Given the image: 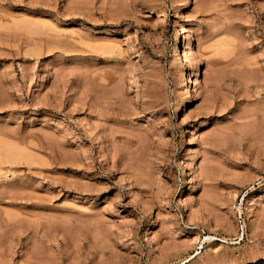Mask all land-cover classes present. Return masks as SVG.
I'll use <instances>...</instances> for the list:
<instances>
[{
	"label": "rangeland",
	"instance_id": "374dc122",
	"mask_svg": "<svg viewBox=\"0 0 264 264\" xmlns=\"http://www.w3.org/2000/svg\"><path fill=\"white\" fill-rule=\"evenodd\" d=\"M0 264H264V0H0Z\"/></svg>",
	"mask_w": 264,
	"mask_h": 264
},
{
	"label": "bare ground",
	"instance_id": "6f19581e",
	"mask_svg": "<svg viewBox=\"0 0 264 264\" xmlns=\"http://www.w3.org/2000/svg\"><path fill=\"white\" fill-rule=\"evenodd\" d=\"M189 0H184V4H186L187 2H188ZM190 43H191V39H190V37H189V35L185 32V38H184V44H183V46H184V48H190ZM175 54H177L178 55V52L176 51V53ZM180 54V53H179ZM194 87H195V79H194ZM180 108V106H179V104L176 106V109L175 110H178ZM215 256V255H214Z\"/></svg>",
	"mask_w": 264,
	"mask_h": 264
}]
</instances>
